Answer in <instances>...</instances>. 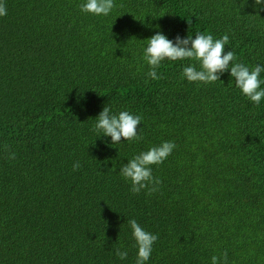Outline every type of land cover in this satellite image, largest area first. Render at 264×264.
Returning a JSON list of instances; mask_svg holds the SVG:
<instances>
[{"label":"trees","instance_id":"obj_1","mask_svg":"<svg viewBox=\"0 0 264 264\" xmlns=\"http://www.w3.org/2000/svg\"><path fill=\"white\" fill-rule=\"evenodd\" d=\"M85 2L0 0V264H135L129 219L158 236L145 264H211L225 251L227 264H264V98L244 96L230 68L189 82L182 70L198 62L165 59L153 80L143 59L157 31L173 42L199 32L227 34L235 62L264 65V10L114 0L105 16ZM105 106L140 115L143 138L97 137ZM164 141L176 147L152 165L158 191L134 195L120 168Z\"/></svg>","mask_w":264,"mask_h":264},{"label":"clouds","instance_id":"obj_2","mask_svg":"<svg viewBox=\"0 0 264 264\" xmlns=\"http://www.w3.org/2000/svg\"><path fill=\"white\" fill-rule=\"evenodd\" d=\"M258 11L264 10V0H253V5ZM115 7L114 0H86L80 5V10L94 15H108ZM7 14L6 6L0 3V16ZM148 44L144 49L143 59L150 66L148 76L153 80L162 79L156 69L165 59L170 61L194 60L198 62L199 69L195 65L185 66L182 70V79L186 78L189 82H203L205 84L214 83L220 80V75L230 68L231 77L235 78V84L242 94L257 106L264 98V83L259 77L264 72V65L256 64L249 69L245 64L235 62L236 54L229 50L225 53V45L229 43L227 34L219 39H215L212 34L197 32L195 38L188 35L185 38L177 35L175 42L167 38L162 32L157 31L154 35L147 38ZM231 65V66H230ZM97 122L93 126V131L97 137L110 136L112 144H119L123 140L138 141L143 137L138 135V126L141 124L142 117L134 115L129 111H120L113 114L108 106L103 107L96 117ZM176 147L172 141H164L157 146L150 147L134 155L127 163L120 168V175L125 181L130 182V191L135 195L141 190L147 189V194L152 195L158 191V185L162 183L159 178L152 174V165L164 162L171 155ZM15 153L9 154V159L15 158ZM77 161L73 164V170L80 168ZM128 224L132 230L135 246L138 248L135 264H145L149 260L154 242L158 239L157 235L146 231L135 219H129ZM115 255L124 260L127 258V251L115 249ZM228 255L225 251L219 257L212 256L211 264H227Z\"/></svg>","mask_w":264,"mask_h":264}]
</instances>
